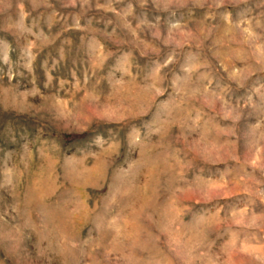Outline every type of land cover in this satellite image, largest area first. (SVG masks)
<instances>
[{
  "label": "rangeland",
  "instance_id": "1",
  "mask_svg": "<svg viewBox=\"0 0 264 264\" xmlns=\"http://www.w3.org/2000/svg\"><path fill=\"white\" fill-rule=\"evenodd\" d=\"M0 264H264V0H0Z\"/></svg>",
  "mask_w": 264,
  "mask_h": 264
}]
</instances>
